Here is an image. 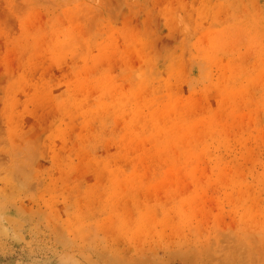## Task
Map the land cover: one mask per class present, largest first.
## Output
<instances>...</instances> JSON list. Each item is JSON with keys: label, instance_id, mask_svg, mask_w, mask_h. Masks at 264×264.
<instances>
[{"label": "rangeland", "instance_id": "1", "mask_svg": "<svg viewBox=\"0 0 264 264\" xmlns=\"http://www.w3.org/2000/svg\"><path fill=\"white\" fill-rule=\"evenodd\" d=\"M0 264H264V0H0Z\"/></svg>", "mask_w": 264, "mask_h": 264}]
</instances>
